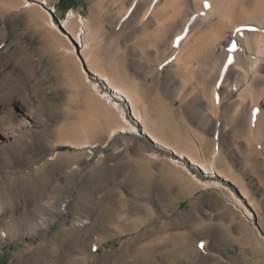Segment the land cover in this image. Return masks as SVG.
<instances>
[{"label": "rangeland", "instance_id": "374dc122", "mask_svg": "<svg viewBox=\"0 0 264 264\" xmlns=\"http://www.w3.org/2000/svg\"><path fill=\"white\" fill-rule=\"evenodd\" d=\"M59 1L51 0L56 3L52 12L57 22L72 12L84 19L95 15L94 0H71L75 6L64 15ZM1 8L0 70L13 73L9 77L17 82L19 101L4 110L19 114L24 105L36 113L27 116L25 129L32 131L30 140L18 133L5 142L7 153H0V196L8 206L19 199H38L33 206L36 209L43 208L48 199L68 200L67 218L73 228L64 231L63 220L58 218L48 229L35 233L30 226L38 220L37 214L25 217L23 223H17L19 234L0 239V264H14L27 245L40 241L48 249L43 264H104L109 253L108 264H264V152L254 155L248 150L242 120L227 125L230 107L218 118L220 130L207 125V103L197 104L191 95L187 100L179 98L182 77L175 74L174 65L168 63L162 74L156 73L157 63L164 58L152 50L143 53L144 46L135 43L140 33L120 25L116 15L104 18L105 36L118 50L123 75L137 83L149 110L160 118L154 124L156 129L168 142L189 148L204 161H210L220 146L219 167L225 175L234 172L258 202L260 216L249 220L227 189L198 183L186 167L203 179L208 177L186 158H178L145 135L118 132V138L109 139L106 108L97 113L92 124L87 123L89 133L93 126L101 129L92 140H97L98 146L78 148L61 142L56 129L65 119L70 95L60 84L65 70L50 41L27 14ZM2 75L0 87L6 83ZM24 80L30 82L27 92L36 98L33 105L24 101ZM86 94L81 91L74 103L83 116ZM116 98L132 118L127 102ZM39 112H44V119ZM109 113L112 117L113 112ZM168 113L172 114L170 120L166 119ZM55 152L56 158L50 160ZM172 157L181 162L173 163ZM40 162L44 164L38 169ZM81 213L91 218L88 227L78 224Z\"/></svg>", "mask_w": 264, "mask_h": 264}, {"label": "bare ground", "instance_id": "6f19581e", "mask_svg": "<svg viewBox=\"0 0 264 264\" xmlns=\"http://www.w3.org/2000/svg\"><path fill=\"white\" fill-rule=\"evenodd\" d=\"M55 4L51 0H0L5 11L28 15L29 21L50 41L57 62L65 70L60 84L70 95L65 119L56 129L60 141L78 148L98 146L97 140H92L99 136L101 129L93 126L89 133L87 123L92 124L97 113L106 108L109 139L119 135L118 132L145 135L152 143L170 149L178 158L184 157L189 164L198 167L208 178L203 179L186 168L202 186L227 189L248 220L256 214L260 216L258 202L247 185L234 172L225 175L219 167L223 154L220 146L214 149L210 161H204L189 148L168 142L156 129L154 124L160 118L154 117L149 110V103L141 95L137 83L123 75L118 64V50L107 41L102 22L106 16L116 15L120 25L140 33L135 43L144 46L143 53L152 50L164 58L157 63L156 73L162 74L168 63L174 65L175 74L182 77L179 98L191 95L197 104L207 103L209 109L204 112L207 125L220 130L218 118L227 106L230 107L227 125L242 120L248 150L254 154L264 152V0H94V16L77 18L72 12L60 22L52 12L56 10ZM11 68L15 70L14 66ZM4 70H0L6 77V83L0 87L1 154L8 151L5 142L18 133L22 139L30 140L32 131L25 129L29 125L27 116L36 113L32 108L25 109L24 105L19 114L12 109L4 110L5 106L19 102L16 81L9 77L13 73L8 75ZM23 83L26 88L24 101L28 105L35 104L36 98L27 92L30 82L24 80ZM83 90L87 93L84 116L74 107L78 100L76 95ZM117 96L127 102L132 118ZM109 110L113 112L112 117ZM38 114L45 118L44 112ZM171 116L168 113L166 119L170 120ZM56 156L55 152L49 159ZM178 158L172 157L171 161L180 163ZM43 164L38 163V169ZM35 201L24 198L8 206L0 196V239L12 238L14 232L19 234L21 226L17 223L36 214L38 220L30 226L35 233L48 229L58 218L63 220L64 231L73 228L72 221L67 218L68 200L48 199L41 209L33 208ZM19 213L22 217H18ZM4 215L8 219L1 220ZM76 220L81 228L92 223L83 213ZM47 250L42 241L29 244L14 264H43ZM110 257L111 254H107L104 264L109 263Z\"/></svg>", "mask_w": 264, "mask_h": 264}, {"label": "trees", "instance_id": "16d2710c", "mask_svg": "<svg viewBox=\"0 0 264 264\" xmlns=\"http://www.w3.org/2000/svg\"><path fill=\"white\" fill-rule=\"evenodd\" d=\"M75 4H73L71 2V0H60L59 1V10L62 11L63 15L65 14V12H67L71 7H74Z\"/></svg>", "mask_w": 264, "mask_h": 264}, {"label": "snow or ice", "instance_id": "6c2138e0", "mask_svg": "<svg viewBox=\"0 0 264 264\" xmlns=\"http://www.w3.org/2000/svg\"><path fill=\"white\" fill-rule=\"evenodd\" d=\"M199 246H200V248H201V249H203V248H204V243H203V241H201V243H200V245H199Z\"/></svg>", "mask_w": 264, "mask_h": 264}]
</instances>
